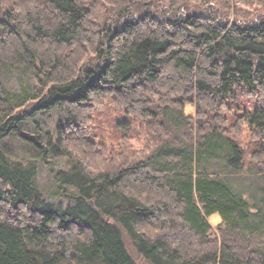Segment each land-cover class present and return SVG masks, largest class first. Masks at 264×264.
<instances>
[{
	"label": "trees",
	"instance_id": "obj_1",
	"mask_svg": "<svg viewBox=\"0 0 264 264\" xmlns=\"http://www.w3.org/2000/svg\"><path fill=\"white\" fill-rule=\"evenodd\" d=\"M159 1L0 0V71L36 80L17 98L0 77V264H143L127 239L148 264H264L235 180L255 176L264 201V15L164 0L168 15L152 9ZM107 100L144 122L143 148H98L92 113ZM54 109L65 113L54 133L28 129ZM11 139L31 160L15 158ZM56 159L67 166L53 199L38 161Z\"/></svg>",
	"mask_w": 264,
	"mask_h": 264
},
{
	"label": "rangeland",
	"instance_id": "obj_2",
	"mask_svg": "<svg viewBox=\"0 0 264 264\" xmlns=\"http://www.w3.org/2000/svg\"><path fill=\"white\" fill-rule=\"evenodd\" d=\"M235 1V3H234ZM246 3L239 2L237 0H231V3L241 6V9L238 10V15H243L241 17H257L264 15V0H245ZM153 10L159 9L165 14H175L170 8V5L167 4L164 0H161L152 6ZM192 10L201 11L208 16H211V13L216 15L233 13L237 10H234V7L228 9L221 2L214 0L210 5L206 7H198L196 4H193L191 1L187 2L182 6L181 12H190ZM259 16V17H258ZM0 77L4 80L8 88L17 95V98L21 96H30L33 92L34 87L36 86V80L30 72L14 68L11 66H5L0 71ZM247 98L242 97L238 99V102L246 103ZM186 111L195 113V105L188 104L186 105ZM238 109L235 108V112ZM65 113L62 109H54L49 112L48 115H38L36 116L35 121L28 122V129L34 131L36 127H40L44 132L50 131L54 133L56 124L58 123L61 116H64ZM237 115L234 114V118ZM93 117V135L94 139L98 144L99 149H103L104 152H108L109 155L115 150H117L123 140H130V143L137 150L143 148L146 131L144 122L138 119L135 116L129 115L126 112L118 109L112 100H107L106 105L103 108L97 109L92 113ZM250 133L248 128H245L244 134L242 137V143L249 148L250 147ZM9 146H12L15 150V158L24 160L27 162L31 160L29 149L20 139H11L7 141ZM38 177L37 183L40 188L43 189L45 194L49 198H58L56 190L58 178L56 177V171L58 169L66 168V163L62 159H56L51 161H38ZM218 169V168H217ZM236 183L241 184L243 189V195L248 200H250L252 205V210L256 213V223L258 224L257 231V245L264 248V201L262 200V191L258 186L259 181L255 176H237L235 179ZM68 193L74 192V188L69 187L67 189ZM44 194V195H45ZM65 201H68V198H64ZM68 203H65L66 206ZM210 222L214 225L215 229H218V226L221 223V216L219 214H214L209 217ZM215 230V231H216ZM128 246L134 255V257L139 260L140 263H145L142 258L136 253V249L127 239Z\"/></svg>",
	"mask_w": 264,
	"mask_h": 264
}]
</instances>
